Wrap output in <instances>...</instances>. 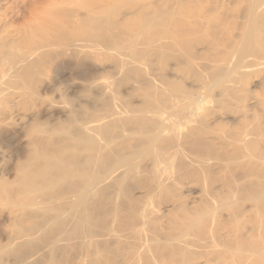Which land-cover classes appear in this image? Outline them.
Here are the masks:
<instances>
[{
    "label": "bare ground",
    "instance_id": "6f19581e",
    "mask_svg": "<svg viewBox=\"0 0 264 264\" xmlns=\"http://www.w3.org/2000/svg\"><path fill=\"white\" fill-rule=\"evenodd\" d=\"M0 150V264H264V0H0Z\"/></svg>",
    "mask_w": 264,
    "mask_h": 264
},
{
    "label": "clouds",
    "instance_id": "9594fccd",
    "mask_svg": "<svg viewBox=\"0 0 264 264\" xmlns=\"http://www.w3.org/2000/svg\"><path fill=\"white\" fill-rule=\"evenodd\" d=\"M212 87L210 86L208 89H202L200 90L196 95H194L191 100H192V105L195 110H198L201 106H207L211 107L212 106V96H211V91ZM58 93H60L61 100L65 102L66 109L69 113L73 111L74 108V101L72 99H69L65 94H64V87L61 86L59 88ZM207 93V94H205ZM46 99V98H42ZM55 98H53L54 102ZM68 121H62L58 122L55 125L49 124L48 122H40V121H34L30 127L26 129V136L36 139L39 138L43 135H48L56 130H58L60 127H62L64 124H67ZM29 150L31 151V145L29 146ZM0 153H2V150H0ZM20 164V163H19ZM19 167V165H18Z\"/></svg>",
    "mask_w": 264,
    "mask_h": 264
}]
</instances>
